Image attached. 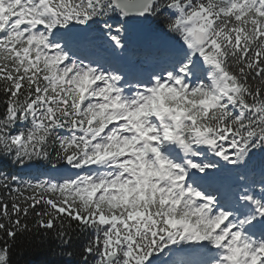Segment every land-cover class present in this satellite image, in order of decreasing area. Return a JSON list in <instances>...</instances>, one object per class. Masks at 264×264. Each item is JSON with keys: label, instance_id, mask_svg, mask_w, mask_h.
I'll use <instances>...</instances> for the list:
<instances>
[{"label": "snow or ice", "instance_id": "1", "mask_svg": "<svg viewBox=\"0 0 264 264\" xmlns=\"http://www.w3.org/2000/svg\"><path fill=\"white\" fill-rule=\"evenodd\" d=\"M0 105V264H264V0H0Z\"/></svg>", "mask_w": 264, "mask_h": 264}, {"label": "rangeland", "instance_id": "2", "mask_svg": "<svg viewBox=\"0 0 264 264\" xmlns=\"http://www.w3.org/2000/svg\"><path fill=\"white\" fill-rule=\"evenodd\" d=\"M146 39V37L138 30L137 26L133 25L131 28H130V31H129V39H132V42L130 43V45H137L139 42L138 40L139 39ZM149 43V42H147ZM130 45H129V49L127 51V53L125 54L126 56H129L130 55ZM94 48L99 52H103L105 53V57L102 56V53H99V58H102V59H107L109 60L111 58V52L110 50L107 49V46L104 44V42L102 40L100 41H95V46ZM149 58H151L150 56H146L145 57V63H148V60ZM151 61V60H150Z\"/></svg>", "mask_w": 264, "mask_h": 264}, {"label": "trees", "instance_id": "3", "mask_svg": "<svg viewBox=\"0 0 264 264\" xmlns=\"http://www.w3.org/2000/svg\"><path fill=\"white\" fill-rule=\"evenodd\" d=\"M93 35H97L98 36V34L95 33V32H93ZM0 107H2V105H0ZM83 239H84V237H80L79 240L75 241V247H77V249L79 248L80 241H82ZM17 259H20V255L19 254L17 256ZM78 260H79V257L77 256L76 259L74 260L73 264H76V261H78Z\"/></svg>", "mask_w": 264, "mask_h": 264}, {"label": "bare ground", "instance_id": "4", "mask_svg": "<svg viewBox=\"0 0 264 264\" xmlns=\"http://www.w3.org/2000/svg\"><path fill=\"white\" fill-rule=\"evenodd\" d=\"M138 42H139L138 43L139 45H143V46H147L148 45V43H147L148 40L147 39H144V38L143 39H139ZM112 59H113V57H112ZM124 62H129V60H127L126 58H124Z\"/></svg>", "mask_w": 264, "mask_h": 264}]
</instances>
